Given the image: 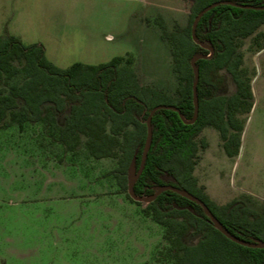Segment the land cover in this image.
<instances>
[{
    "label": "rangeland",
    "instance_id": "obj_1",
    "mask_svg": "<svg viewBox=\"0 0 264 264\" xmlns=\"http://www.w3.org/2000/svg\"><path fill=\"white\" fill-rule=\"evenodd\" d=\"M187 0H0V35L42 45L59 67L99 64L134 55L140 82L174 94L167 43L156 17L167 29L186 25ZM241 69L252 91L249 111L235 113L243 126L232 156L214 127H206L194 175L218 204L242 197L264 205V24L240 40ZM19 73L11 82H18ZM5 93L9 85L0 80ZM235 86L224 72L219 93ZM19 104L22 100L18 99ZM53 128L31 122L19 127L7 116L0 123V264H175L164 227L131 201L111 174L117 158H95L83 140L59 138ZM234 148V147H233ZM189 230L182 240L197 242Z\"/></svg>",
    "mask_w": 264,
    "mask_h": 264
},
{
    "label": "trees",
    "instance_id": "obj_2",
    "mask_svg": "<svg viewBox=\"0 0 264 264\" xmlns=\"http://www.w3.org/2000/svg\"><path fill=\"white\" fill-rule=\"evenodd\" d=\"M187 1L186 25L175 23L167 29L160 16L155 19L159 38L170 50L171 71L178 80L174 94L155 84L141 83L134 55L114 56L99 64L75 62L62 68L46 57L42 45L25 44L8 32L0 35V80L9 85L8 93L0 89V123L9 116L10 122L19 127L35 122L53 128L57 115L69 111L65 124L56 127L59 138L83 140L95 158H117L111 174L127 191L129 166L133 161L135 171L139 167L151 109L160 104L174 105L178 111L158 109L151 117L152 141L134 193L148 196L159 186L175 185L201 198L230 233L248 241H264V206L258 211L241 199L218 205L194 175L198 151L207 146L205 140L198 141L204 128L211 126L219 132L228 156L239 146L243 126L235 113L241 108L249 111L253 97L241 69L239 44L264 24V0H229L263 8L220 4L200 17L195 34L200 42L211 46L212 54L193 39L192 23L203 8L219 0ZM196 54L210 56L196 61L199 110L193 122H186L194 115L190 60ZM224 72L235 86L234 93L228 96L219 93ZM19 73L22 79L11 82ZM142 211L164 227L175 264H264V248L230 240L200 205L173 191L159 194ZM189 230L199 235L195 244L182 240Z\"/></svg>",
    "mask_w": 264,
    "mask_h": 264
},
{
    "label": "water",
    "instance_id": "obj_3",
    "mask_svg": "<svg viewBox=\"0 0 264 264\" xmlns=\"http://www.w3.org/2000/svg\"><path fill=\"white\" fill-rule=\"evenodd\" d=\"M220 4H231V5H235L238 7H243V8H263L260 6H253V5H243V4H237L235 2L229 1V0H219V1H215L211 4H209L208 6H206L205 8H203L194 18V21L192 23V36L193 39L199 43L201 46L207 48L210 50V54H212L213 49L211 48L210 45H208L205 42H200L195 34L196 31V26H197V22L200 19V17L207 12L208 10H210L211 8H213L214 6L220 5ZM210 55H203V54H196L194 55L191 60H190V65L193 69V73H194V79H193V85H192V93H193V103H194V115L192 117L191 120H186V122H193L197 116H198V110H199V105H198V94H197V84H198V80H199V71H198V67L196 65V61L200 58H204ZM158 109H173V110H177L178 108L174 105H166V104H160L157 105L155 107H153L147 117L146 120V124H147V134H146V140H145V146L142 152V157H141V161H140V165L137 169V171H135V165L134 162L132 161L130 166H129V180H128V194L130 195L131 198H133L134 200H138V201H144V202H149L151 199H153L156 195H158L160 192H162L163 190H167L170 189L186 198H188L189 200L196 202L197 204L201 205L204 212L206 213V215L209 217L210 221L213 223V225L221 232L223 233L227 238H229L230 240L247 246V247H255V248H264V241L260 240V239H253L252 241H248L245 239H241L238 236L230 233L220 222V220L212 213V211L209 209V207L197 196L193 195L192 193L175 187V186H170V185H166L163 187H160L157 189V191L155 192V194L151 197H141V196H137L134 193V184L137 180V178L139 177L140 173L142 172L145 162H146V158H147V153L149 150V147L151 145V141H152V126H151V117L153 115V113L158 110ZM183 117V116H182Z\"/></svg>",
    "mask_w": 264,
    "mask_h": 264
},
{
    "label": "flooded vegetation",
    "instance_id": "obj_4",
    "mask_svg": "<svg viewBox=\"0 0 264 264\" xmlns=\"http://www.w3.org/2000/svg\"><path fill=\"white\" fill-rule=\"evenodd\" d=\"M209 127H211V126H209ZM216 130V129H215ZM217 131V130H216ZM218 132V131H217ZM218 134H219V132H218ZM219 136H220V134H219ZM223 147V146H222ZM142 157V156H141ZM141 161V160H140ZM146 163V162H145ZM139 165H140V163H139ZM145 166V165H144ZM138 169V168H137ZM144 169V168H143ZM195 170V169H194ZM137 171V170H136ZM143 171V170H142ZM142 173V172H141ZM141 173H140V175H141ZM139 175V176H140ZM113 176V175H112ZM196 177V176H195ZM139 178V177H138ZM137 178V179H138ZM197 178V177H196ZM115 179V178H114ZM116 180V179H115ZM117 183V182H116ZM197 183H198V185H200V186H203V185H201V184H199V182H198V180H197ZM166 185H170V186H175V185H172V184H165V185H162V186H159V187H157L156 188V190H155V192L157 191V189L158 188H160V187H163V186H166ZM175 187H177V186H175ZM178 188H180V187H178ZM203 188H204V186H203ZM182 189V188H181ZM168 190H170V189H167V190H163L162 192H160L159 194H161V193H163V192H165V191H168ZM185 190V189H184ZM170 191H172V190H170ZM187 191V190H186ZM204 191H205V188H204ZM126 192V194L128 193V185H127V191H125ZM155 192L152 194V195H148V196H141V197H151V196H153L154 194H155ZM174 192V191H173ZM189 192V191H188ZM176 193V192H175ZM158 194V195H159ZM178 194V193H177ZM193 194V193H192ZM129 195V194H128ZM158 195H156V196H158ZM180 195V194H179ZM194 195V194H193ZM208 195V194H207ZM138 196V195H137ZM155 196V197H156ZM182 196V195H181ZM196 196V195H195ZM209 196V195H208ZM129 197H130V195H129ZM154 197V198H155ZM184 197V196H183ZM198 197V196H197ZM210 197V196H209ZM131 198V197H130ZM153 198V199H154ZM186 198V197H185ZM211 198V197H210ZM131 199H133V198H131ZM153 199H151L150 201H152ZM188 199V198H187ZM201 199V198H200ZM212 199V198H211ZM234 199H241V200H243L248 206H250L242 197H240V198H234ZM134 200V199H133ZM202 200V199H201ZM213 200V199H212ZM233 200V199H232ZM232 200H230V201H232ZM134 201H138V200H134ZM149 201V202H150ZM191 201V200H190ZM203 201V200H202ZM215 203H217L215 200H213ZM230 201H228V202H230ZM139 202H141L140 204H142V202H144V201H139ZM149 202H144L145 203V205L146 204H148ZM193 202V201H192ZM204 202V201H203ZM228 202H226V203H224V204H227ZM194 203H196V202H194ZM205 203V202H204ZM197 204V203H196ZM206 204V203H205ZM218 204V203H217ZM199 205V204H198ZM207 205V204H206ZM218 205H223V204H218ZM201 206V205H200ZM264 206V205H263ZM263 206H261V208L263 207ZM145 207V206H144ZM202 207V206H201ZM251 207V206H250ZM253 208V207H252ZM261 208L260 209H256V208H254V209H256V210H258V211H260L261 210ZM203 209V208H202ZM210 209V208H209ZM204 211V210H203ZM206 214V213H205ZM209 218V217H208ZM155 222V221H154ZM158 224V223H157ZM160 225V224H159ZM198 237H199V235H198ZM198 240V239H197ZM195 244V243H194Z\"/></svg>",
    "mask_w": 264,
    "mask_h": 264
}]
</instances>
